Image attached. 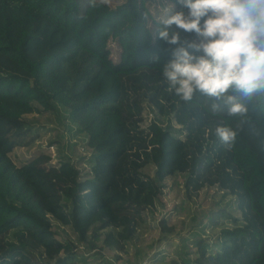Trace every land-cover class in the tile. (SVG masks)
Returning a JSON list of instances; mask_svg holds the SVG:
<instances>
[{
	"label": "trees",
	"instance_id": "16d2710c",
	"mask_svg": "<svg viewBox=\"0 0 264 264\" xmlns=\"http://www.w3.org/2000/svg\"><path fill=\"white\" fill-rule=\"evenodd\" d=\"M160 27L146 0H0V264H76L80 248L96 249L101 237L124 251L161 183L177 174L186 175L188 198L217 187L240 211L212 246L196 243L192 264H264V106L250 108L251 123L241 125L212 114L203 96H176L162 75L176 45L158 38ZM175 30L181 43L197 39ZM145 102L170 125L143 127ZM58 109L91 152L89 170L54 163L47 152L17 166L14 149L39 138L25 116ZM222 121L240 129L231 149L214 135ZM150 163L155 178L142 171ZM55 222L78 244L58 238Z\"/></svg>",
	"mask_w": 264,
	"mask_h": 264
},
{
	"label": "clouds",
	"instance_id": "9594fccd",
	"mask_svg": "<svg viewBox=\"0 0 264 264\" xmlns=\"http://www.w3.org/2000/svg\"><path fill=\"white\" fill-rule=\"evenodd\" d=\"M176 3L180 11L168 5L156 17L161 25L158 38L176 45L172 58L163 65V80L184 102L203 96L211 101L208 110L212 114L250 124V108L264 106V0ZM173 26L194 33L197 39L181 43L180 32ZM239 130L222 121L214 135L231 149Z\"/></svg>",
	"mask_w": 264,
	"mask_h": 264
},
{
	"label": "rangeland",
	"instance_id": "374dc122",
	"mask_svg": "<svg viewBox=\"0 0 264 264\" xmlns=\"http://www.w3.org/2000/svg\"><path fill=\"white\" fill-rule=\"evenodd\" d=\"M124 1L108 0V4L115 7ZM146 2L155 19L162 14L163 7L173 5L168 0ZM110 48L112 58L117 61L120 52L118 45L110 42ZM143 115V127H147L153 120L164 126L170 125L166 118L158 115L149 102L144 104ZM68 118L65 109L26 115L28 126L38 133L39 138L30 147L14 149L11 153L14 163L20 166L37 154L47 152L53 157L54 163L69 159L87 172L91 152L82 153L80 148L84 141ZM171 126L172 131L182 135L180 127L174 121ZM142 171L153 178L156 177L154 164H148ZM185 181L186 175L177 174L161 183L162 194L155 207L148 211L145 222L139 225L136 237L124 251L104 245L101 237L95 243L96 249L80 248L76 264H192L196 243L204 241L208 246H212L221 228L231 227L235 219H240V211L236 197L217 187H206L199 196L188 198L184 188ZM162 219L168 222L169 227L174 228L172 232L162 230ZM53 228L61 240L78 244L77 235L70 227L55 222Z\"/></svg>",
	"mask_w": 264,
	"mask_h": 264
},
{
	"label": "built area",
	"instance_id": "2783aa9c",
	"mask_svg": "<svg viewBox=\"0 0 264 264\" xmlns=\"http://www.w3.org/2000/svg\"><path fill=\"white\" fill-rule=\"evenodd\" d=\"M51 149H52V150L54 149V146H53V145L51 146ZM80 150L82 151V153H86V152H88L87 149H86L85 144L82 145V147L80 148ZM115 264H118V263H115Z\"/></svg>",
	"mask_w": 264,
	"mask_h": 264
}]
</instances>
